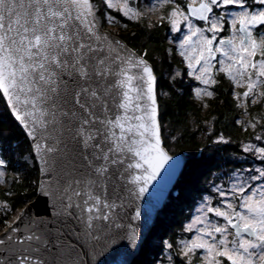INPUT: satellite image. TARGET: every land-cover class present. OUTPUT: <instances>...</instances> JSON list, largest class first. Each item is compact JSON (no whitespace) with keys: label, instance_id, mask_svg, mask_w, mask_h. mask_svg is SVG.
<instances>
[{"label":"snow or ice","instance_id":"6c2138e0","mask_svg":"<svg viewBox=\"0 0 264 264\" xmlns=\"http://www.w3.org/2000/svg\"><path fill=\"white\" fill-rule=\"evenodd\" d=\"M104 3L129 19L142 15L132 7L134 0ZM158 3L174 5L166 13L172 31L187 24L179 47L190 75L205 85L216 84V61L217 72L236 86L246 85L237 99L264 100V91H258L264 86V31L257 33L264 28V0H253L258 8L247 0H198V6L192 0L186 12L176 0ZM228 7L239 10L215 12ZM105 17L116 21L111 13ZM226 22L233 35L217 39ZM146 55L100 32L92 0H0V93L33 142L40 164L38 191L50 200L47 216L25 223L26 208L0 234V246H17L5 249L10 255H0V264H80L73 241L96 244L119 235L125 209L149 191L173 160L163 146L156 76ZM195 91L197 97L214 96L206 89ZM248 126L255 129L256 123ZM244 151L264 162V147L249 144ZM6 166L0 158V183ZM253 171L257 175L251 181H264V168ZM216 190L223 206H202V215L185 229L196 234L180 241V255L187 264L198 250L202 264H264V182L241 181L228 191ZM208 214L224 223L213 222ZM140 216L137 208L132 219ZM22 223L24 234L18 235ZM125 238L133 247L138 243L135 229Z\"/></svg>","mask_w":264,"mask_h":264},{"label":"trees","instance_id":"16d2710c","mask_svg":"<svg viewBox=\"0 0 264 264\" xmlns=\"http://www.w3.org/2000/svg\"><path fill=\"white\" fill-rule=\"evenodd\" d=\"M102 1L104 10H109L133 29L134 33L131 31V34L123 38L141 54L144 49L147 52L145 57L152 62L158 76L160 121L165 144L170 151H182L188 156V162L165 206L160 210L139 254L130 264H158L169 261V255L174 257L175 262L181 263L184 259L180 255V241L187 235L186 223L196 212V207L208 195L214 205H221L222 198L216 189L220 188L218 185L223 180V168L233 170L246 165L254 168L251 160L240 158L241 142L253 140L257 135L264 136V100L253 104V97L250 96L248 106L242 107L240 99L235 96L236 86L224 73L217 72V83L213 85L214 96L209 99V108L206 109L204 100L199 101L194 97V88L196 85H202L201 82L191 81L186 76L175 79L170 77L175 63L182 64V61L168 52L167 25H150L147 21L129 19L119 11L108 9L104 0ZM178 1L186 4L184 0ZM97 3L102 9L99 0ZM247 3L253 8L259 6L254 5L253 0H247ZM226 21L229 22L228 17ZM228 28L226 22L223 34L229 31ZM260 31H264V28L258 29L257 33ZM160 56H163L161 63ZM1 108V157L7 162L9 171L24 172L20 180L14 179L10 188H1V197L9 204L10 210H0V216L7 219L14 211L24 208L35 198L39 166L35 157L33 166L23 160L25 153L33 154L32 146L25 131L11 114L2 93ZM248 120L256 123L255 129L248 126ZM207 121L213 122L212 132H208ZM174 134H177V137L172 141L171 136ZM221 135L229 137L228 140L224 143H214V139ZM262 144L264 146V142ZM259 163L264 166L261 160ZM255 183L257 182L252 181L251 184ZM166 243H172L173 248L167 249Z\"/></svg>","mask_w":264,"mask_h":264},{"label":"rangeland","instance_id":"374dc122","mask_svg":"<svg viewBox=\"0 0 264 264\" xmlns=\"http://www.w3.org/2000/svg\"><path fill=\"white\" fill-rule=\"evenodd\" d=\"M184 1H186V4H184L185 2H179L178 0H176V3L181 4V6L184 8V10L186 12L187 11V7H186L187 3L192 2V0H184ZM99 2H100L102 9L99 8L97 0H93V5L95 7V12H96L97 18L103 27L111 30L112 32H114L116 34H119L120 36H122L124 38H125V36L131 34V31H132V33H134L133 29L129 26L125 27L126 24H124L119 18H116V21H114V22H111V23L108 22V20L105 17V13H111V12L109 10L103 9V1L102 0H99ZM196 3H198V0H196ZM173 6L174 5H165L164 7H160L158 0H139L138 1V7L135 9L137 10V12L141 13L142 15H140L136 18H133V20L141 21V22L147 21L150 25H153L154 23H158L159 25L166 24L167 25L166 29H167V33H168V44H169L168 52L171 56L175 55V56H177V58H179L182 61V64L175 63V66H173V70L170 74V77L172 79H175V78H181L182 76H186L187 79H189L191 81L201 82L199 80H196L194 75L189 74L191 72V69H189L187 67V62H185L184 57L180 54L181 49L179 47V44H180V41L184 38V36L188 34V28H187V24L185 22H181V24L179 25L180 30L179 31H172V26L169 23V20L166 16V13ZM258 7L259 6H257L256 8H258ZM111 10H114V9H111ZM235 10H239V9L234 8V9L229 10V9L225 8V9H220L219 13L221 11L228 12V11H235ZM115 11H117V10H115ZM219 13L216 12L217 15H219ZM111 15H113V14L111 13ZM162 16L165 17L163 22H161ZM228 18H229V22H230V17H228ZM191 19L193 20L194 25H196L198 27H202V28L206 27L205 22H203V24H200L197 19H195V18H191ZM228 29H229V31L226 34H223V31L218 33L217 38L219 36L228 37V36L233 35L232 29L230 27ZM206 35H211V33L206 32ZM144 52H145V49L143 50V53ZM216 55H217V59L222 58L219 53H217ZM161 57H163V56H160V59H159L160 63L162 60ZM213 63L215 64V68L213 69V73H214L213 78L215 79V74L217 73L216 69H218L220 67V65L218 63H216V61H213ZM177 73H179V75H177ZM197 88L206 89L208 91L214 92L213 91V85H205L202 83V85H196V87L194 88V97L199 101L204 100L205 108L206 109L209 108V104H210L209 99L212 97H207L206 95L202 96V97H197L196 91H195ZM245 90H246V85L244 87L236 86V93H243ZM258 91H264V86H260L258 88ZM249 101H250V96L247 98V100H245L244 97L241 95L240 102L242 103V105L247 104V106H248ZM2 108L0 109V114L2 113V110H3ZM246 112H249V111H246ZM247 117H249V116H247ZM249 121L250 120H248V122ZM206 126L208 127V132H212L213 122L207 121ZM176 137H177V134L172 135L171 136L172 141L175 140ZM219 137H223L224 138L223 141H219L218 140ZM228 138L229 137H226L223 135L218 136L214 139V143H216V142L224 143L225 141L228 140ZM262 142H264V140H257L256 138L253 140H250V139L243 140L241 142L242 152L240 153V158L242 160H245V161L251 160L253 162L254 168H251L249 165H246L243 168H238V169H233V170H231L229 168L226 169V167H225V169L228 173V176H227V173L226 174L224 173L222 175L223 180L218 185L220 188H222L225 191H228L231 188L233 183H239L241 181H247L248 183H252V181H250L249 178L253 175H257V173H253V172H255L253 170L256 168H264V166L261 163H259L260 159L257 157V155L254 152H245L244 146L249 145V144H253V145H256L258 147H264ZM15 143H16V141L13 142L14 145H15ZM0 158H2L1 154H0ZM34 159L35 158H34L33 154L30 152H27L23 155V160H25L26 162H28L32 166L35 165ZM24 165H26V164H24ZM23 174H24V172L22 173L20 171H14V172L12 171L11 172L6 167L4 182L0 183V191H1V188H5V189L10 188L14 179L18 178V180H20L23 177ZM256 182L262 183L264 181H256ZM257 183H255V184H257ZM255 184H253V185H255ZM5 202L6 201L3 200V198L1 197V193H0V210H2V211L10 210L9 204L6 202V205H5ZM205 203H208V205L212 206V207L223 206V205H214L211 196H209V195L206 196L205 199L201 200L200 204L196 207V212L194 213L192 218L186 223V227H187V225L192 223V221L196 217H199L202 215V211L205 210V209H203L202 206L205 205ZM22 211H23V208H19L18 210L14 211L12 213L11 217H9L7 219L6 218L4 219L3 217L0 216V232H2L4 229H6L14 220H16V218L21 215ZM208 215L213 222H218L220 224L224 223L223 218L216 217L214 214H208ZM197 227H200V225H197ZM195 234H196L195 229L193 230V232L187 231V235H186L185 239H183V240L191 239ZM180 248H181V244H180ZM198 251L201 252L200 250H198ZM169 256L171 257V260L166 261V262H160L158 264H179V263L174 261V257H172V255H169Z\"/></svg>","mask_w":264,"mask_h":264},{"label":"water","instance_id":"95a60500","mask_svg":"<svg viewBox=\"0 0 264 264\" xmlns=\"http://www.w3.org/2000/svg\"><path fill=\"white\" fill-rule=\"evenodd\" d=\"M138 1L134 0L132 7H138ZM93 3V0H92ZM194 6H198L196 3ZM196 19V18H195ZM96 22L100 32L105 33L112 40H120L127 49L134 51L137 54H141L134 47H132L122 36L112 32L111 30L102 26L99 22L96 15ZM144 58L152 66L153 72L156 76V93H157V107H158V119L160 121V104L158 99V76L155 72L154 66L150 60L145 56ZM4 97V96H3ZM6 104L11 111V106L7 102V98L4 97ZM15 118V116L13 115ZM16 119V118H15ZM19 123V121H17ZM20 124V123H19ZM23 130L26 133V129L20 124ZM27 135V134H26ZM161 137L163 146L168 151L169 155L173 157V160L169 162V165H177L174 170L169 169V165L165 166V169L162 170L160 177L157 178V181L153 182L149 186V191L145 193L139 199H135L130 207L125 209L124 215L122 216L120 222L124 225L122 229L117 230L119 235H113L111 238L105 237L99 243H85L83 240L73 241L76 246V253L78 254V259L80 264H130L133 259L139 254L142 244L144 243L148 233L150 232L160 210L165 206L171 191L176 185L182 171L184 170L187 162L188 156L182 152H172L168 149L165 144L162 127H161ZM29 138V137H28ZM31 146L32 141L29 139ZM37 161V160H36ZM38 163V162H37ZM39 166V181L41 180L40 174V164ZM38 181V184H39ZM28 209V215L25 217V223L29 218H36L37 216L43 218L49 214L50 200L48 197H43L39 194L37 187V194L35 198L29 201L23 211ZM139 208L141 216L138 219H132L135 215V210ZM14 220L11 224H13ZM130 226V227H129ZM21 232L18 235L24 234V224H21ZM131 229H135L138 235V243L133 247L130 242L125 238L127 233ZM8 230V227L4 229L0 234L5 233ZM17 247L12 244H6L5 246H0V255H10V252L5 251V249H11Z\"/></svg>","mask_w":264,"mask_h":264},{"label":"flooded vegetation","instance_id":"af4514ba","mask_svg":"<svg viewBox=\"0 0 264 264\" xmlns=\"http://www.w3.org/2000/svg\"><path fill=\"white\" fill-rule=\"evenodd\" d=\"M219 9H216L215 12H217ZM221 36H219L217 39H219ZM231 238V237H230ZM203 253L201 252H196V254L192 257V264H202V256ZM183 259V258H182ZM179 264H187L186 260L184 259L181 263ZM225 264H227V262L225 261Z\"/></svg>","mask_w":264,"mask_h":264},{"label":"built area","instance_id":"2783aa9c","mask_svg":"<svg viewBox=\"0 0 264 264\" xmlns=\"http://www.w3.org/2000/svg\"><path fill=\"white\" fill-rule=\"evenodd\" d=\"M226 169H228V168L226 167ZM226 169H225V167L223 168V170L221 171V175H223L224 173H225V174L227 173ZM227 176H228V173H227ZM6 227H7V226H6ZM6 227H5V228H6Z\"/></svg>","mask_w":264,"mask_h":264}]
</instances>
